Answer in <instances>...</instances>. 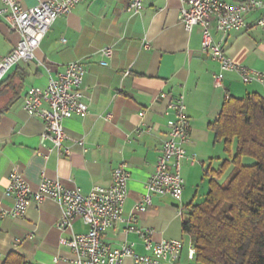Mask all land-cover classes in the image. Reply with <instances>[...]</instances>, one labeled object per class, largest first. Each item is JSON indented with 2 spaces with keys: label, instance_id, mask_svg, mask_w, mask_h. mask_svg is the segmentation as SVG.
Wrapping results in <instances>:
<instances>
[{
  "label": "crops",
  "instance_id": "0c3cea01",
  "mask_svg": "<svg viewBox=\"0 0 264 264\" xmlns=\"http://www.w3.org/2000/svg\"><path fill=\"white\" fill-rule=\"evenodd\" d=\"M17 1L23 7L36 3ZM129 2L81 0L53 21L34 57L20 61L4 79L0 88V209L11 206L4 190L13 167L32 189L47 178L86 193L94 186H108L112 170L124 162L130 175L123 216L102 234L103 243L119 246L133 241L135 252L144 253L141 237L125 232L133 215L136 227L152 230V241L182 240L184 247L175 264H189L190 238L182 232L178 207L195 202L201 189L208 190L205 172L216 170L224 157L209 124L218 118L220 105L228 96L264 95V84L243 83L237 73L229 71L223 74L222 88L214 87L218 63L201 52L202 27L195 25L187 31L178 20L181 0H144L137 14L129 11ZM260 12L245 14V27L240 31L222 35L213 23L210 27L213 40L221 43L232 61L264 72V27L256 25ZM19 35L0 17V59L16 45ZM106 46L112 48V54L108 64L102 65L99 50ZM72 61H80L85 68L82 85L88 113L63 121L67 134L63 144L69 153L57 154L49 141L41 144L43 120L26 113L22 102L28 88L44 87ZM163 92L172 97L183 95L190 120L181 166L185 186L180 201L168 194H152L151 204L144 211H135L173 117L167 113ZM77 140H82L84 150ZM38 152L46 153L47 158ZM61 212L59 203L46 198L31 203L22 217H0V264L10 252L35 264H74L71 249L60 239L86 231L87 226L74 218L70 227L59 229L56 224ZM123 264H132V259L125 258Z\"/></svg>",
  "mask_w": 264,
  "mask_h": 264
},
{
  "label": "built area",
  "instance_id": "2783aa9c",
  "mask_svg": "<svg viewBox=\"0 0 264 264\" xmlns=\"http://www.w3.org/2000/svg\"><path fill=\"white\" fill-rule=\"evenodd\" d=\"M81 0H36L31 6H24L17 0H0V17L9 29L20 34L12 50L0 59V86L8 73L20 62L31 60L34 50L47 34L53 21L68 13ZM144 0H130L128 9L137 14ZM178 20L185 30L193 26L202 27L200 49L217 61L219 71L213 74V85L222 88L224 72L233 71L241 82L253 81L264 84V72L248 68L232 61L224 52L220 42L213 40L211 25L225 35L240 31L245 27L244 15L260 10L256 25L264 27V0H240L228 3L221 0H181ZM112 48L103 47L99 55L100 64L107 65ZM85 68L80 61L66 64L64 69L50 77L44 87H30L23 96L22 108L29 115L43 120L44 130L40 136L41 144L51 143L57 154H68L69 147L63 144L67 134L63 121L72 115L84 117L88 104L84 100L83 80ZM168 100L167 113L173 117L168 122L166 139L162 142L155 169L146 182V191L134 205L135 211H144L151 204L152 194H168L174 200L181 199L185 186L181 174L182 160L186 157L185 145L190 138V120L183 95L172 97L169 93L160 94ZM110 115L108 114V117ZM76 144L83 148L82 140ZM84 150V148H83ZM47 158L46 153L38 152ZM195 159V155L191 160ZM128 166L119 163L111 173L108 186H94L88 192L77 187H66L54 179H43L32 189L24 176L15 167L11 168L4 195L11 199L8 209H0V217H22L31 203L52 199L62 207L57 222L59 229L70 227L74 218H80L87 226L86 231L74 234L71 238H61L60 242L69 246L74 256V264H123L131 258L132 264H175L184 243L179 239L152 241V230L135 226V217L128 218L125 232H135L141 239L144 253H136L133 241H125L119 246L103 243L102 234L123 216L124 201L127 197ZM182 215V207H178ZM194 248L188 244L187 255L191 259Z\"/></svg>",
  "mask_w": 264,
  "mask_h": 264
},
{
  "label": "trees",
  "instance_id": "16d2710c",
  "mask_svg": "<svg viewBox=\"0 0 264 264\" xmlns=\"http://www.w3.org/2000/svg\"><path fill=\"white\" fill-rule=\"evenodd\" d=\"M220 106L209 128L224 157L205 172L203 201L182 208L181 229L194 248L189 264H264V95L228 96ZM1 264L35 262L10 252Z\"/></svg>",
  "mask_w": 264,
  "mask_h": 264
},
{
  "label": "rangeland",
  "instance_id": "374dc122",
  "mask_svg": "<svg viewBox=\"0 0 264 264\" xmlns=\"http://www.w3.org/2000/svg\"><path fill=\"white\" fill-rule=\"evenodd\" d=\"M253 159L252 158H249V157H245V158H243V163L244 164H251V163H253ZM228 174V172L227 173H225L223 176H222V178H220V182H223L224 181V179H225V177H226V175ZM202 190V189H201ZM201 190H200V192L198 193V196H197V198H196V201H195V203H200L201 201H203V199H204V195L206 194V192H207V188H205V190H204V192H201Z\"/></svg>",
  "mask_w": 264,
  "mask_h": 264
}]
</instances>
